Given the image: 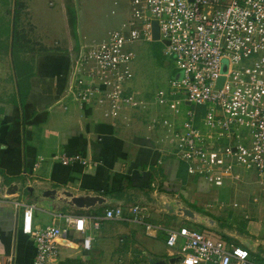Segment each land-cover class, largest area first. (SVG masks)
Listing matches in <instances>:
<instances>
[{
  "label": "crops",
  "instance_id": "1",
  "mask_svg": "<svg viewBox=\"0 0 264 264\" xmlns=\"http://www.w3.org/2000/svg\"><path fill=\"white\" fill-rule=\"evenodd\" d=\"M26 1L31 17L28 25L35 35L27 36V41L36 40L39 45L33 49L28 46L19 54L32 67L23 86L14 63L13 38L12 45L4 41L11 32L10 26L0 30V48L11 49L7 53L0 49V176L5 185H20L19 191L10 197L0 196V264H34L35 242L22 231L24 207L16 209L15 201L35 206L34 222L39 227L55 222L66 227V222L55 218L57 214L102 218L99 229L93 228L90 221L83 232L68 228L59 238L60 253L54 264H154L176 257L177 251L167 245V230L190 227L193 223L167 215L153 205L157 194L165 193L217 217L231 216L222 213L227 201L223 189L189 174L186 164L162 149L163 130L148 127L153 116L163 109L149 117L146 114L152 107L147 113L115 118L105 107L99 106L103 110L98 111L97 105L84 104L73 96L70 90L74 63L90 43L83 44L81 37L75 39L67 32V42L56 40L46 45L47 39L33 22L30 0ZM20 84L26 91L28 114L46 111L47 118L39 124L23 126L22 122L21 131L11 136V125L23 118L25 109ZM143 125L147 132L140 127ZM75 153L81 154L87 163H62L63 155ZM236 180H241L240 176ZM62 190H70L74 195H99L107 203L77 208L54 199V191ZM261 193L264 198V192ZM136 204L149 208L145 223L129 211ZM116 206L123 207L124 219H105L106 209ZM233 206L238 204L233 202ZM259 211H263L261 206ZM171 222L179 225L172 227ZM263 223L264 212L259 220H250L235 231L264 240ZM85 237L92 239L89 249L84 247ZM230 241L242 245L234 238ZM257 250L259 253L250 251L251 256L264 262L263 246Z\"/></svg>",
  "mask_w": 264,
  "mask_h": 264
},
{
  "label": "built area",
  "instance_id": "2",
  "mask_svg": "<svg viewBox=\"0 0 264 264\" xmlns=\"http://www.w3.org/2000/svg\"><path fill=\"white\" fill-rule=\"evenodd\" d=\"M129 5L120 26L77 57L73 96L105 107L115 118L147 113L152 104L161 106L163 112L160 108L148 127L163 130L162 149L186 164L189 174L222 187L239 177L236 169L252 171L264 192V0H129ZM154 20L159 23L163 55L183 77L171 79L149 102L128 87L136 55L130 46L154 41ZM182 105L183 121L177 123L170 114L176 116ZM61 161L87 163L79 153L63 155ZM14 206L24 207L22 231L35 242L34 264L55 263L59 238L68 228L83 232L90 221L99 229L102 219L57 214L66 227L56 222L39 227L33 204L15 201ZM148 209L136 204L129 211L145 223ZM104 218L123 220V207L106 209ZM167 234V245L182 253L180 264H262L245 246L212 238L194 226L170 228ZM91 241L85 237L84 247L89 249Z\"/></svg>",
  "mask_w": 264,
  "mask_h": 264
},
{
  "label": "rangeland",
  "instance_id": "3",
  "mask_svg": "<svg viewBox=\"0 0 264 264\" xmlns=\"http://www.w3.org/2000/svg\"><path fill=\"white\" fill-rule=\"evenodd\" d=\"M2 6L0 19L2 18L3 22L0 21L2 23L0 30L4 26H10L11 32L6 35L4 40L8 45H12L15 30L26 38L29 35L35 38L34 32H31L33 31L32 26L28 25L31 23V17L26 0H4ZM30 9L33 22L39 27L38 31L47 39L46 45L54 44L56 40L67 42V32L75 39L81 37V42L86 44L101 41L110 30L119 27L129 15L130 5L129 0H30ZM29 40H26V46L36 48L39 45L36 40L34 42ZM1 43L0 40V45H2ZM131 46L130 50L134 51L136 55L132 64L133 79L128 87L136 97L152 102L154 94L161 89H167L171 79L183 77L182 71L176 69L173 61L163 55L160 41L141 40ZM0 49H6V53L11 50L8 46ZM151 107V111L146 114L148 117L154 114V111L162 108L159 105ZM96 108L98 111L103 110L99 106ZM185 109L186 107L182 105L180 113L176 116L174 113L168 112V114L177 123H182ZM140 127L146 132L148 131L144 125ZM235 173L240 176L241 180H226L224 185L219 187L225 192L223 198H227L224 203L225 207H222V213H229L231 216L225 219L223 215L217 217L209 214L219 221L222 228L233 231H237L250 220H259L261 213L264 212V198L261 193L263 191L260 190L258 183H255L254 173L243 169H236ZM233 202H236L238 206L234 207ZM260 206L262 212L259 211ZM167 218L169 220V217ZM170 225L177 227L179 224L171 222ZM191 226L202 231L208 230L201 225L192 224ZM175 250L177 256L182 255L178 247ZM257 259L261 261L258 256Z\"/></svg>",
  "mask_w": 264,
  "mask_h": 264
},
{
  "label": "water",
  "instance_id": "4",
  "mask_svg": "<svg viewBox=\"0 0 264 264\" xmlns=\"http://www.w3.org/2000/svg\"><path fill=\"white\" fill-rule=\"evenodd\" d=\"M160 37V28L157 20L153 21V40L158 41ZM224 78H219L218 87L222 85ZM20 185L15 183H10L5 185L2 177L0 176V196H8L17 193L19 191ZM54 199L58 202H63L71 206H75L81 209H88L90 207L96 206L97 204L107 203V199L99 195H74L70 190H62L61 192L54 191ZM152 203V202H151ZM153 204V203H152ZM157 208L161 209L163 213L167 215H176L186 219L187 221L201 225L205 229L214 230L219 233L226 235L227 237L234 238L238 240L242 245L254 253H259L257 250L258 246L262 245L264 250V240L263 239H254L251 237L243 236L242 234L222 228L218 220L214 217L195 209L188 205L183 200L175 199L168 196L165 193L157 194L154 196V204ZM264 257V253H262ZM183 261V257L176 256L167 260L155 261L154 264H180Z\"/></svg>",
  "mask_w": 264,
  "mask_h": 264
},
{
  "label": "trees",
  "instance_id": "5",
  "mask_svg": "<svg viewBox=\"0 0 264 264\" xmlns=\"http://www.w3.org/2000/svg\"><path fill=\"white\" fill-rule=\"evenodd\" d=\"M26 40H28V39L23 34H21L19 31L15 30V32L13 33V54H14V63L16 66L18 77H19V83H21V84H22L24 79L27 80L32 74V67L27 62L22 61L20 58V55H19L23 50L29 49V47L26 46V43H25V42H27ZM22 66H24V67L21 68ZM21 84H20V95H21V98L23 100V104H24L25 109H24L23 118L21 120L20 119L16 120L11 125L10 131H9V134H11V136H13L12 134L19 133L21 131L22 122H23V126H24V124H39V123L44 122L47 118V112L46 111L40 112L37 115H33V116H30L28 114V112H27L28 106H27V104H25L26 91L21 86ZM204 232L212 238L227 239L230 241V238H228L225 235H220L217 232H213L211 230H204Z\"/></svg>",
  "mask_w": 264,
  "mask_h": 264
}]
</instances>
